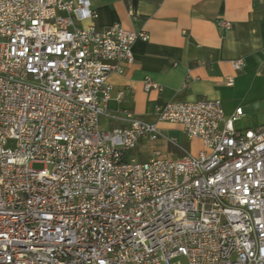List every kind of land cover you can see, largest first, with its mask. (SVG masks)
<instances>
[{
    "label": "built area",
    "instance_id": "built-area-1",
    "mask_svg": "<svg viewBox=\"0 0 264 264\" xmlns=\"http://www.w3.org/2000/svg\"><path fill=\"white\" fill-rule=\"evenodd\" d=\"M97 17L90 0H0V264H264V124L236 129L244 109L220 99L157 105L197 155L129 111L101 128L109 76L149 35L78 24ZM159 139L185 154L133 155Z\"/></svg>",
    "mask_w": 264,
    "mask_h": 264
},
{
    "label": "crops",
    "instance_id": "crops-1",
    "mask_svg": "<svg viewBox=\"0 0 264 264\" xmlns=\"http://www.w3.org/2000/svg\"><path fill=\"white\" fill-rule=\"evenodd\" d=\"M90 1L98 17L79 21V25L94 23L105 29L120 23L149 35L148 40L134 44V63L108 78L112 98L101 117L114 124L111 128L124 126L120 117L129 111L141 120L157 123L181 145L178 138L188 137L183 127L159 121L156 106L200 98L220 99L227 118L242 107L245 115L234 122L236 129L264 124V0ZM237 59L244 61L241 69L233 66ZM229 76L233 85L226 82ZM146 78L159 82L164 90L147 92ZM163 140V145L150 149L143 141L138 145L141 150H134L133 155L146 160L154 149H160L165 157H179L169 153V143Z\"/></svg>",
    "mask_w": 264,
    "mask_h": 264
},
{
    "label": "rangeland",
    "instance_id": "rangeland-1",
    "mask_svg": "<svg viewBox=\"0 0 264 264\" xmlns=\"http://www.w3.org/2000/svg\"><path fill=\"white\" fill-rule=\"evenodd\" d=\"M101 121V128L103 129H111V127L114 125V124H111L108 120V118H102L100 119ZM242 121L240 122H236V124L238 125L239 124H242L241 123ZM165 124H169V125H174L176 127H178L179 129H181L182 125L180 123H169V122H166ZM178 142L183 146L185 147L189 152H191L193 155H197L199 153V151L201 149H204L205 146L203 145V142L200 138H197V137H194L192 139H189L188 137H183L182 139H179L178 138ZM164 143V140L163 139H159V140H156V141H145V147L146 148H153V147H157V146H161L163 145ZM168 146L170 147L169 150V153L171 154H174V156H183L185 153L183 152V150L181 148H179L178 146H175L173 144H168ZM141 150V147L138 146L136 149H135V152ZM137 157L141 158L142 155H137ZM35 167L37 168H40L42 167L43 165L42 164H39V163H36L34 164ZM182 260L185 262V258H182Z\"/></svg>",
    "mask_w": 264,
    "mask_h": 264
}]
</instances>
